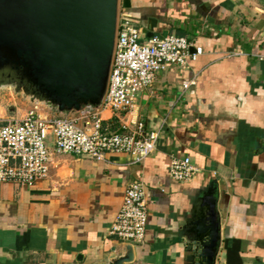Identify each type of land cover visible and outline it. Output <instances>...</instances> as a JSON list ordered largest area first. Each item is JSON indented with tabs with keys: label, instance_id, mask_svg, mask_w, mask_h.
<instances>
[{
	"label": "crops",
	"instance_id": "1",
	"mask_svg": "<svg viewBox=\"0 0 264 264\" xmlns=\"http://www.w3.org/2000/svg\"><path fill=\"white\" fill-rule=\"evenodd\" d=\"M123 1L116 22L129 17L143 40L152 19L153 35L183 36L203 53L159 72L125 115L159 133L144 159L51 152L34 186L0 182V264L97 263L124 244L108 228L133 181L144 184L148 218L128 264H193L187 237L212 188L220 216L214 264H264V0ZM13 102L0 98V125L28 108ZM185 156L196 173L172 179L170 159Z\"/></svg>",
	"mask_w": 264,
	"mask_h": 264
},
{
	"label": "built area",
	"instance_id": "2",
	"mask_svg": "<svg viewBox=\"0 0 264 264\" xmlns=\"http://www.w3.org/2000/svg\"><path fill=\"white\" fill-rule=\"evenodd\" d=\"M132 23L122 14L116 22L106 89L98 109L62 117L28 106L21 116L0 125V182L34 186L47 176L51 152L86 155L97 161L107 153H125L137 162L154 151L159 133L148 131L143 119L130 120L125 115L131 114L137 96L153 84L159 72L194 61L203 51L175 34L143 40ZM233 54L240 52L226 56ZM193 84L194 79L183 81L180 88L184 91ZM112 118L120 130L107 123ZM166 120L164 116L163 123ZM196 171L187 156L172 157L168 164L169 176L177 181H190ZM147 218L144 184L133 181L124 190L108 234L124 244H139L145 237Z\"/></svg>",
	"mask_w": 264,
	"mask_h": 264
},
{
	"label": "water",
	"instance_id": "3",
	"mask_svg": "<svg viewBox=\"0 0 264 264\" xmlns=\"http://www.w3.org/2000/svg\"><path fill=\"white\" fill-rule=\"evenodd\" d=\"M123 1V5L126 4ZM118 0H0V91L57 116L100 107L115 38ZM143 29L148 37L151 27ZM166 36V34H163ZM217 190L202 199L189 233L193 264H214L220 244ZM131 244L95 264H128ZM72 259L63 264H84Z\"/></svg>",
	"mask_w": 264,
	"mask_h": 264
},
{
	"label": "rangeland",
	"instance_id": "4",
	"mask_svg": "<svg viewBox=\"0 0 264 264\" xmlns=\"http://www.w3.org/2000/svg\"><path fill=\"white\" fill-rule=\"evenodd\" d=\"M1 97L4 98V100L7 102L8 105H12L14 103L13 101H15V100H19V101L23 102L19 96H16L11 90H8V89L0 91V98ZM23 103L28 106V104H26L25 102H23ZM90 110H92V109H90ZM51 113H53V112H51Z\"/></svg>",
	"mask_w": 264,
	"mask_h": 264
},
{
	"label": "trees",
	"instance_id": "5",
	"mask_svg": "<svg viewBox=\"0 0 264 264\" xmlns=\"http://www.w3.org/2000/svg\"><path fill=\"white\" fill-rule=\"evenodd\" d=\"M107 123L108 124H111V126H112L111 128H113V129H119L118 128V122H117V120L115 118H112V119L108 120Z\"/></svg>",
	"mask_w": 264,
	"mask_h": 264
}]
</instances>
